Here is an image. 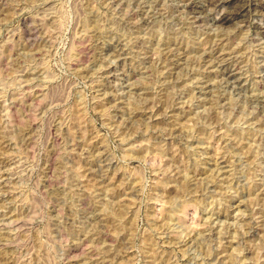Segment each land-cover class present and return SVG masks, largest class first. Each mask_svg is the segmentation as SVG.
Returning <instances> with one entry per match:
<instances>
[{"label":"rangeland","instance_id":"374dc122","mask_svg":"<svg viewBox=\"0 0 264 264\" xmlns=\"http://www.w3.org/2000/svg\"><path fill=\"white\" fill-rule=\"evenodd\" d=\"M263 17L0 0V264H264Z\"/></svg>","mask_w":264,"mask_h":264},{"label":"bare ground","instance_id":"6f19581e","mask_svg":"<svg viewBox=\"0 0 264 264\" xmlns=\"http://www.w3.org/2000/svg\"><path fill=\"white\" fill-rule=\"evenodd\" d=\"M164 1V0H163ZM184 1V0H183ZM221 1V0H220ZM163 3V2H162ZM160 4V3H159ZM233 5V4H232ZM192 6V5H191ZM194 6V5H193ZM189 7V8H194V7ZM211 6V5H210ZM162 7H164V6H162ZM226 7V6H225ZM225 7H224V9H225ZM245 7V6H244ZM194 10V9H193ZM223 11V10H222ZM214 12V11H213ZM225 12V11H224ZM203 13V12H202ZM228 13V12H227ZM232 13V12H231ZM158 14V13H157ZM194 14V13H193ZM220 14V13H219ZM229 15V14H228ZM228 15L227 16H221L218 20H217V22L218 23H223L225 20H226V18L228 19ZM217 16H218V14H217ZM231 16H232V14H231ZM234 16V15H233ZM219 17V16H218ZM197 18V17H196ZM264 18V17H263ZM217 19V18H216ZM146 21V20H145ZM261 24V23H260ZM261 26V25H260ZM225 35V34H224ZM174 38V37H173ZM221 39H222V37H221ZM232 39H234V38H232ZM211 42V41H210ZM122 48V47H121ZM119 50V49H118ZM156 50V49H155ZM233 50V49H232ZM246 50V49H245ZM158 51V50H157ZM191 51V50H190ZM122 52V51H121ZM152 52V51H151ZM242 52V51H241ZM124 53V52H123ZM230 53V52H229ZM200 55H202V54H200ZM205 57V56H204ZM195 59V58H194ZM210 59V58H209ZM168 60V59H167ZM191 60V59H190ZM177 64V63H176ZM168 65V64H167ZM169 67V66H168ZM226 68V67H225ZM148 74V73H147ZM148 77V76H147ZM226 78V77H225ZM234 79V78H233ZM187 81V80H186ZM226 81H228V80H226ZM232 84V83H231ZM236 84V83H235ZM153 85H155V84H153ZM155 87V86H154ZM163 87V86H162ZM151 89V88H150ZM260 95V94H259ZM162 96H164V95H162ZM250 96V95H249ZM170 97V96H169ZM171 98V97H170ZM170 98H167V99H169V100H171ZM154 100V99H153ZM155 101V100H154ZM214 101V100H213ZM254 101V100H253ZM170 102V101H169ZM166 103H168L167 101H166ZM171 103V102H170ZM221 104V103H220ZM151 106V105H150ZM214 115V114H213ZM214 117V116H213ZM212 117V118H213ZM214 119V118H213ZM218 121V120H217ZM239 135V134H238ZM1 145V144H0ZM250 152V151H249ZM253 153V152H252ZM249 154V153H248ZM254 155V154H253ZM220 161V160H219ZM217 162V161H216ZM191 170V169H190ZM192 189V188H191ZM106 252V251H105ZM110 258V257H109Z\"/></svg>","mask_w":264,"mask_h":264}]
</instances>
